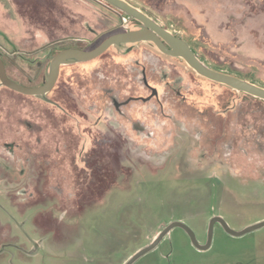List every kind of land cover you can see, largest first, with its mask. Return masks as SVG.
Returning <instances> with one entry per match:
<instances>
[{
    "label": "rangeland",
    "instance_id": "obj_1",
    "mask_svg": "<svg viewBox=\"0 0 264 264\" xmlns=\"http://www.w3.org/2000/svg\"><path fill=\"white\" fill-rule=\"evenodd\" d=\"M124 1L209 68L264 88V0ZM108 6L0 0L8 78L39 86L58 51L137 28ZM53 90L0 87V264H124L173 221L200 244L213 216L235 231L264 221V146L237 135L264 125V104L150 43L62 66ZM134 264H264V227L236 238L215 225L206 251L175 228Z\"/></svg>",
    "mask_w": 264,
    "mask_h": 264
},
{
    "label": "water",
    "instance_id": "obj_2",
    "mask_svg": "<svg viewBox=\"0 0 264 264\" xmlns=\"http://www.w3.org/2000/svg\"><path fill=\"white\" fill-rule=\"evenodd\" d=\"M100 1L121 12L131 20L137 22V29L126 30L125 32L112 34L105 38L96 47L90 50L64 48L58 51L49 62L48 73L45 76L44 83L35 87L23 86L10 80L7 76L4 62L0 58V87L23 96L40 97L43 100H46V95L54 88L58 80L60 68L62 66L91 62L99 58L110 48L119 49L126 45L150 43L161 54L167 57L183 60L184 63L198 76L210 82L225 86L237 93H242L264 102V88L248 81L209 68L198 59L196 54L184 40L161 27L154 20H152L150 17H148L146 14H144L128 2L124 0ZM155 95L156 91L153 90L151 96L143 100H149ZM215 225H219V227L226 234L232 237L239 238L263 228L264 221L252 224L239 231H235L229 228L226 222L221 217L213 216L212 218H210L207 224L206 240L204 244H200L197 241L193 231L183 222L173 221L166 227H164L149 245L141 248L136 253H134L124 264H134L146 254L152 252L157 248L161 241L175 228L181 229L186 234L190 244L194 249L198 251H206L211 245L213 228Z\"/></svg>",
    "mask_w": 264,
    "mask_h": 264
},
{
    "label": "trees",
    "instance_id": "obj_3",
    "mask_svg": "<svg viewBox=\"0 0 264 264\" xmlns=\"http://www.w3.org/2000/svg\"><path fill=\"white\" fill-rule=\"evenodd\" d=\"M96 2L98 3H101L100 0H95ZM110 7V6H108ZM126 30H123V31H118V33L120 32H125ZM110 36V35H109ZM108 37V36H107ZM105 37V38H107ZM104 38V39H105ZM102 39L100 41V43L104 40ZM99 44V43H98ZM96 47V46H95ZM74 48H78V49H82V50H88V49H83L81 47H74ZM1 58V57H0ZM2 59V58H1ZM3 61V59H2ZM4 62V61H3ZM5 64V63H4ZM215 71H218V69H214ZM221 72V71H220ZM228 75H232L231 73H227ZM238 78H241V79H246L248 80L249 78L246 77L245 75L244 76H240ZM248 78V79H247ZM51 91H54L53 89ZM246 98H248L247 96H245ZM257 102L259 103H262L264 104L263 101H260L258 99H255ZM239 115H242V113H240ZM256 126V125H255ZM253 124L252 125H246V124H243L241 128H243L242 130H239V133L237 134L238 135V140L239 141H242V142H247V143H254V145H259V146H264V125L261 126V128H259L258 126L255 127ZM248 127H251L252 129L251 132L249 133L248 132ZM226 145H229V144H226ZM230 146V145H229ZM93 174L96 173L98 175V178L97 180L100 181V180H103L104 178H106V181L108 180V173L106 174V171L105 170H102V169H98L97 171H92ZM106 174V175H105ZM110 182V181H109Z\"/></svg>",
    "mask_w": 264,
    "mask_h": 264
},
{
    "label": "crops",
    "instance_id": "obj_4",
    "mask_svg": "<svg viewBox=\"0 0 264 264\" xmlns=\"http://www.w3.org/2000/svg\"><path fill=\"white\" fill-rule=\"evenodd\" d=\"M9 2H10V0H9ZM12 9H13L12 11L14 13L13 15H15L16 18L21 19V10L19 8L15 7V6H13ZM0 11H1L2 14L5 13V10L2 7L0 8Z\"/></svg>",
    "mask_w": 264,
    "mask_h": 264
},
{
    "label": "flooded vegetation",
    "instance_id": "obj_5",
    "mask_svg": "<svg viewBox=\"0 0 264 264\" xmlns=\"http://www.w3.org/2000/svg\"><path fill=\"white\" fill-rule=\"evenodd\" d=\"M138 25V24H137ZM137 29V28H136Z\"/></svg>",
    "mask_w": 264,
    "mask_h": 264
}]
</instances>
